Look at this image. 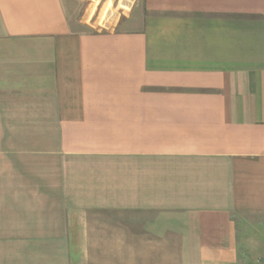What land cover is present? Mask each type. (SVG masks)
Returning <instances> with one entry per match:
<instances>
[{"label": "crops", "instance_id": "obj_1", "mask_svg": "<svg viewBox=\"0 0 264 264\" xmlns=\"http://www.w3.org/2000/svg\"><path fill=\"white\" fill-rule=\"evenodd\" d=\"M86 1L0 0V264H264V0Z\"/></svg>", "mask_w": 264, "mask_h": 264}, {"label": "rangeland", "instance_id": "obj_2", "mask_svg": "<svg viewBox=\"0 0 264 264\" xmlns=\"http://www.w3.org/2000/svg\"><path fill=\"white\" fill-rule=\"evenodd\" d=\"M81 18L86 16L89 9L90 12L86 19L88 23H94L97 29H101L105 32L112 31L117 24L123 19L127 18V14L130 12L128 6V0H90L84 3ZM93 5V6H91Z\"/></svg>", "mask_w": 264, "mask_h": 264}]
</instances>
